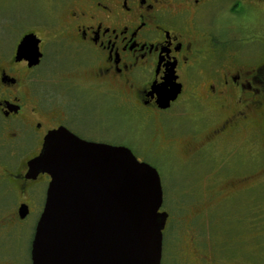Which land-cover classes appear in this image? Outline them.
I'll list each match as a JSON object with an SVG mask.
<instances>
[{
    "label": "flooded vegetation",
    "instance_id": "flooded-vegetation-1",
    "mask_svg": "<svg viewBox=\"0 0 264 264\" xmlns=\"http://www.w3.org/2000/svg\"><path fill=\"white\" fill-rule=\"evenodd\" d=\"M43 1L45 9L33 14L38 19L27 12L0 13V264H34L33 245L51 177L30 174L29 163L54 131L65 129L86 142L125 147L137 158L158 155L171 149L181 131L170 127L162 114L183 103L203 115L183 129L192 141L183 149L188 160L237 139L247 146L256 143V136L264 141V0ZM1 2L20 7L35 0ZM223 10L241 29H249L251 20L262 29V38L260 32L236 40L214 33L209 19ZM16 30L17 41L7 42L6 35ZM28 35L39 41L36 66L18 55ZM170 91L178 92L176 100L160 108L159 93ZM138 116L151 124L153 136L146 142L138 134V139H127L123 130L108 127L112 120L125 125ZM102 127L108 130L94 133ZM248 150L253 159L252 148ZM260 153L264 155V148ZM249 172L236 175L239 184L248 180L243 176ZM249 188L240 193H250ZM212 207L219 211L223 203ZM198 216L186 226L190 245L177 255L172 250L173 257H168L170 247L163 239L161 264H240L233 261L240 258L234 250L223 253L204 236L199 238V226L193 225Z\"/></svg>",
    "mask_w": 264,
    "mask_h": 264
},
{
    "label": "water",
    "instance_id": "water-1",
    "mask_svg": "<svg viewBox=\"0 0 264 264\" xmlns=\"http://www.w3.org/2000/svg\"><path fill=\"white\" fill-rule=\"evenodd\" d=\"M18 55L39 64V41L26 36ZM177 91L159 93L167 109ZM30 174H48L34 264H161L168 213L159 172L125 147L50 133Z\"/></svg>",
    "mask_w": 264,
    "mask_h": 264
},
{
    "label": "rangeland",
    "instance_id": "rangeland-1",
    "mask_svg": "<svg viewBox=\"0 0 264 264\" xmlns=\"http://www.w3.org/2000/svg\"><path fill=\"white\" fill-rule=\"evenodd\" d=\"M45 6L43 0L42 4L41 0H35L29 6L21 5L20 7L9 6L6 2H1L0 13L4 16L7 14L17 15L18 13L27 15L28 13L30 19L34 20L39 16L33 14L36 11L39 12L41 8L45 9ZM227 13V10H223L211 15L209 20L214 33L224 36V39L236 40L241 34L246 38L260 32L258 38H262V29L253 26L251 20H249L251 25L249 29H241L237 25V20L229 18ZM18 33L17 30L15 33H8L6 35L7 42L15 43ZM192 106L193 104L184 105L182 103L168 113L162 114V119L170 127L181 130L176 134L171 149L158 155L152 152L147 156L138 157L139 160L146 161L156 168L161 177L164 191L163 210L170 214L171 220L168 230L164 232V245L171 249L168 250V257H173L170 253L172 250L176 251L177 255L184 245H190L189 231L186 226L194 215H199L196 217L197 223H193V225L199 226L200 239L204 236L206 241L213 244L216 249H222V252L226 254H230V251L234 250L240 258L242 257L246 261L242 262L244 260L234 258L233 261L236 263H261L264 261V174L260 173V167L261 163H264V155L260 152L264 148V141L261 142L260 138L256 136V143L254 145L250 143L247 146L246 143L237 139L232 145L220 144L219 150L217 148L209 149L208 155L188 160V155L184 154L183 149L188 148V144L190 146L192 141L188 134L190 132L183 133V129H189L192 124H197L203 116L200 113L196 114ZM133 119L126 120L125 125L117 120H112L114 123L112 126L101 125L118 131L123 130L127 139L136 137L137 134L145 142L151 139L153 135L150 121L147 118L139 120V116L133 117ZM94 121L95 125L99 124L95 118ZM105 130L108 128L102 127L95 129L94 133L100 134ZM255 132L259 133L257 128H255ZM160 146L162 149L163 143ZM234 146H239V148H233ZM248 147L252 148L253 159L248 158ZM252 166L255 167L253 174L248 171ZM245 172H249L243 176H247L248 180L239 184L240 176L236 175ZM244 186L253 187V190L249 191L250 193L242 194L240 189ZM226 198L231 199L224 201ZM218 202L223 203V209L215 211L212 206ZM209 207L213 209L209 211L212 213H208L209 209L207 208ZM191 251L192 249H190ZM247 258L248 260H246ZM167 262L168 260H166Z\"/></svg>",
    "mask_w": 264,
    "mask_h": 264
},
{
    "label": "bare ground",
    "instance_id": "bare-ground-1",
    "mask_svg": "<svg viewBox=\"0 0 264 264\" xmlns=\"http://www.w3.org/2000/svg\"><path fill=\"white\" fill-rule=\"evenodd\" d=\"M164 239V238H163Z\"/></svg>",
    "mask_w": 264,
    "mask_h": 264
}]
</instances>
